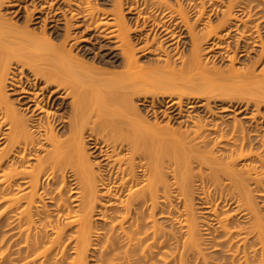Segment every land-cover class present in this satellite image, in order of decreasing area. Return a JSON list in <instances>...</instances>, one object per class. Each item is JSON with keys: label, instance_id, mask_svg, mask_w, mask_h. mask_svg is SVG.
Segmentation results:
<instances>
[{"label": "bare ground", "instance_id": "6f19581e", "mask_svg": "<svg viewBox=\"0 0 264 264\" xmlns=\"http://www.w3.org/2000/svg\"><path fill=\"white\" fill-rule=\"evenodd\" d=\"M30 1L0 0V264H264V0Z\"/></svg>", "mask_w": 264, "mask_h": 264}, {"label": "rangeland", "instance_id": "374dc122", "mask_svg": "<svg viewBox=\"0 0 264 264\" xmlns=\"http://www.w3.org/2000/svg\"><path fill=\"white\" fill-rule=\"evenodd\" d=\"M32 1V0H31ZM31 1H30V3H31ZM40 1V0H39ZM38 0L36 1L37 2V4H39L40 2H39ZM48 1H50V0H48ZM97 1H99L100 3L102 2V1H104V0H97ZM109 1V0H108ZM221 1H223V0H217V2H214L213 3V5H215V8H214V6H213V9L214 10H216V12H218V10H219V8H220V3H221ZM35 2V3H36ZM56 1L54 0V2H48V3H51V4H48L47 2L45 3V1H44V4H42V11L38 14V16L39 15H48V13H49V15L51 16L52 14L51 13H53V14H55L54 12H53V9H54V11H56V9H57V7H56V5L58 6L59 5V3L60 2H56ZM106 2H107V0H106ZM29 2H27V3H25V4H23L24 6H25V11L27 10L28 11V13L30 12V9H31V6H33V4L31 5ZM42 3V2H41ZM108 3V2H107ZM36 4V5H37ZM20 6L18 9H17V6H13L11 9H8L7 11H5V14H6V16L7 17H9V18H11L12 20H23L24 19V17H25V12H24V6ZM40 5V4H39ZM51 5V6H50ZM106 4H104V6H105ZM38 6V5H37ZM105 9H107V5H106V7H105ZM209 9V8H208ZM126 11V10H125ZM215 12V11H214ZM42 13V14H41ZM215 14L216 13H213L212 15H211V17L212 18H215ZM44 17V16H43ZM127 17H130L129 15H127ZM60 20L62 21V18L61 19H59V22H57V24L56 23H52V25H54V24H56L55 26H56V30H59V32H61L62 30H63V24H62V22H60ZM72 21H74V20H72ZM71 21V25L73 24V26H74V22H72ZM36 22V21H35ZM35 25V24H34ZM34 25H32V24H30V27L32 28ZM41 25V24H40ZM51 25V26H52ZM58 26V27H57ZM73 26H70V28L72 29V30H74V33L71 31L70 32V35H71V37H73V35L72 34H76V33H78V31H80L81 30V28H80V30H78V27L76 28V26H75V29H73L74 27ZM36 27V26H35ZM73 27V28H72ZM198 27H200V26H198ZM49 29L50 28V26L49 27H46V29ZM54 29V28H53ZM77 29V30H76ZM199 29V28H198ZM56 30H53L54 32L56 31ZM75 30H76V33H75ZM83 30V29H82ZM83 34H85L84 32H83ZM83 34H81V36H78L77 35V37H79L80 39H81V37H83ZM92 34V33H91ZM94 34V33H93ZM93 34H92V36L90 35V37H88V35H84L85 37L87 36V38H85V39H89V41H87V42H85V41H82V42H80L81 40H79V42H77V44L75 45V49H74V52L75 51H77L78 49H81L82 51L83 50H86V48H88L89 46H95L98 42L97 41H99V40H101L100 38V36H98L97 38H99V39H97L96 38V35H94L95 36V38H96V40L94 41L93 40ZM93 37V38H92ZM84 38V37H83ZM82 38V39H83ZM97 42V43H96ZM178 46H177V49H179L180 51H181V48H182V45L184 44V46L186 45L187 46V44H188V38H187V35L185 34V33H183L180 37H179V39H178ZM90 44V45H89ZM91 44H93V45H91ZM86 46V47H84V46ZM79 46V47H78ZM81 46H83V48H85V49H83ZM93 46V48H95V52H96V46L94 47ZM103 47H101V48H99V51H98V49H97V51H98V53L100 52V54L102 53V56L105 54L106 56H108L107 54L109 53V56H110V58H112L113 60H115L114 59V57H113V52H107V51H105V49L106 50H108V48L109 47H105V48H103ZM111 49V51H113V49L112 48H109V50ZM104 50V51H103ZM102 51V52H101ZM257 51H258V48H252V50H250L249 51V53H248V56L247 57H254V54H256L257 53ZM107 52V53H106ZM97 53V52H96ZM113 53V54H112ZM112 54V55H111ZM99 55V54H98ZM104 55V56H105ZM115 55V54H114ZM101 56V55H100ZM109 56H108V58H109ZM239 57V56H238ZM246 57V58H247ZM246 58H244V59H246ZM238 59H240V60H242L241 58H238ZM219 60H216V62H218ZM218 64H221L220 62H218ZM217 64V65H218ZM17 96H15V98H16ZM145 105H147V104H145ZM193 106L191 107V108H188L187 109V107H184V109H183V111H185V109H187V111H190L191 113H192V115H201V116H203V115H205L206 117L208 116V114L206 115L205 114V112L206 111H204V109H205V107H204V105L200 102V103H198V104H192ZM212 107H213V105H211ZM221 106H219V104H217L216 105V107H213L214 109H213V114L215 115L214 117H215V119H220V120H224V121H226V122H229V121H232V119H234V117L236 118V119H238V120H241L242 119V121L244 122V121H246V119H244V118H242L243 116H244V113H243V108H241V105L239 106V109H238V107L235 109V106L233 107V108H220ZM140 108L142 109L143 107L142 106H140ZM165 107H163L162 106V108H161V110H163ZM230 109V110H229ZM232 109H233V111H232ZM235 109V110H234ZM242 110V112H241V110ZM251 110V109H250ZM249 110V111H250ZM262 111H264V110H262ZM176 112H173V110H166L165 112H163V111H161V112H158V115H157V119H158V121H160L161 122V124H164V122L166 121V120H172L174 117H172V116H174V114H175ZM262 113H264V112H262ZM262 115H264V114H262ZM222 118V119H221ZM173 123L175 122L174 120L172 121ZM246 122H248V120L246 121Z\"/></svg>", "mask_w": 264, "mask_h": 264}]
</instances>
